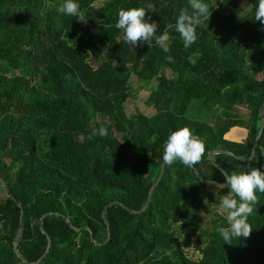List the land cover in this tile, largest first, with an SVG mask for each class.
<instances>
[{
  "label": "trees",
  "instance_id": "obj_1",
  "mask_svg": "<svg viewBox=\"0 0 264 264\" xmlns=\"http://www.w3.org/2000/svg\"><path fill=\"white\" fill-rule=\"evenodd\" d=\"M63 2L0 0V61L19 70L0 73V183L10 190L0 184V264H264V193L257 192L251 214L259 223L249 222L247 238L225 243L218 228L227 220L218 215L202 232L197 223L201 208L219 206L228 191L204 182L225 183L211 152L234 154L214 156L228 174L264 171V134L255 157L243 160L263 126L259 0H203L210 19L197 25V40L186 49L168 29L169 53L154 38L150 47L125 42L118 12L152 3L146 18L160 35L182 9L192 11L189 0H76L86 21L58 12ZM132 77L155 83L146 100L154 116L128 113ZM102 126L107 136L87 138ZM185 126L205 141L204 156L191 169L166 165L141 213L161 176L168 136ZM233 129L246 139H229ZM206 189L214 194L205 203ZM187 204L193 207L184 212ZM22 210L19 252L28 263L14 250ZM180 222L200 235L196 260L176 231Z\"/></svg>",
  "mask_w": 264,
  "mask_h": 264
},
{
  "label": "clouds",
  "instance_id": "obj_2",
  "mask_svg": "<svg viewBox=\"0 0 264 264\" xmlns=\"http://www.w3.org/2000/svg\"><path fill=\"white\" fill-rule=\"evenodd\" d=\"M189 5L192 11L189 12L187 8L182 9L175 25L169 24L160 35H157L159 26L156 21L152 20L150 15L146 18V13L154 10L152 3H148L146 7L120 9L115 27L123 30L125 42L132 45L147 42L150 47L154 38L155 43L165 53L170 52L172 40L168 29L174 27V30L182 38L184 48L187 49L197 40L196 27L201 23V19H210L209 5L203 0H189ZM50 6L45 4L46 8ZM57 11L65 15L75 16L78 21H86L76 0H64ZM255 20L264 23V0H259L255 11ZM166 59L170 63L173 62V57L170 55ZM96 135L107 136V128L102 126L99 129H93L87 138L91 140ZM205 152V141L200 136L194 135L191 129L185 126L171 132L168 136L164 145L163 161L169 166L180 161L191 169L201 161ZM221 175L224 176L225 183L220 184L209 180V184H215V189H228L227 193L222 196L218 208L220 215H226L228 226L219 227L218 231L224 242L231 244L233 238L241 236L247 238L252 232L248 217L253 212V206L258 202L257 192L264 193V171L251 167L249 171L232 172L231 174L222 170Z\"/></svg>",
  "mask_w": 264,
  "mask_h": 264
},
{
  "label": "rangeland",
  "instance_id": "obj_3",
  "mask_svg": "<svg viewBox=\"0 0 264 264\" xmlns=\"http://www.w3.org/2000/svg\"><path fill=\"white\" fill-rule=\"evenodd\" d=\"M19 70L18 68H9L7 64L4 61H0V73H8V74H18ZM155 83H148L146 84L145 82L139 80L136 77H132L131 83H130V88L132 91L133 96L135 97L134 101H130L129 105L127 107L128 113H134L135 111H140L143 112L147 116H154L156 114V111L153 107H148L146 100L149 98V94L151 90L154 88ZM243 114V117L247 123L248 119L250 116L246 112H241ZM206 117H203L202 120H206ZM247 123H245L247 125ZM43 126V124H42ZM231 138L235 141L237 140H244L246 139V132L244 131H232L231 135L228 136V138ZM1 189V187H0ZM3 189V188H2ZM214 194V190L212 189H206L202 192V198L203 201L209 202L211 195ZM187 207H193V205L187 204L182 206V210L185 212L187 210ZM219 206L213 205V207L206 208L202 207L200 211V217L198 219V231L202 232L204 230H207L211 228L213 225V222L215 221V216H220L226 218V215H220L218 212ZM256 222L259 223V215L258 213H253L250 214L248 217V222ZM176 231L178 235L181 238V241H184L186 239L190 240V246L186 248L187 254L193 258L194 260L198 259L200 257V251L199 248L201 247L200 244V235L195 234V235H190L188 232L183 228L182 223H176Z\"/></svg>",
  "mask_w": 264,
  "mask_h": 264
},
{
  "label": "water",
  "instance_id": "obj_4",
  "mask_svg": "<svg viewBox=\"0 0 264 264\" xmlns=\"http://www.w3.org/2000/svg\"><path fill=\"white\" fill-rule=\"evenodd\" d=\"M262 117H263V126H262V129H261V133L258 135V137H257V139H256V141H255V144H254V147H253V150H252V156H251L250 159H243V160L250 161V160H252V159L255 157V153H256L257 147H258V145H259V142H260V140H261V137H262L263 134H264V107L262 108ZM218 153H219V154H220V153H226V154H229V155H234V154L231 153V152H226V151H214V152H211V153H210V158H211V160H212V161H213V162H214V163H215V164H216L221 170H223L222 167L220 166V164L217 162V160H216L215 157H214L215 154H218ZM165 169H166V164L163 163V165H162L161 176H160V178H159L157 184L155 185V187L153 188V190H152V192H151L150 200H149L148 205L144 208V210H143L141 213H145V212L148 210L149 205H150V203L152 202L153 196H154V194H155V192H156V189H157V187L159 186L161 180L163 179V176H164V173H165ZM223 171H224V170H223ZM196 174H197L198 176H200L199 173H198V171H196ZM204 182L209 183V181H204ZM0 184H1L2 186L5 187V189L7 190L8 193H10V190L7 188V186H6L4 183H0ZM13 198H14L15 200H17L15 196H13ZM113 204H117V202H114V203H112L111 205H113ZM141 213H139V214H141ZM23 215H24V212H23V210H22V221H21L20 233H19V236H18V240H17V242H16V244H15L14 250H15L16 254L20 257V259H21L23 262L28 263V262L24 259V257L20 254V252H19V243H20V241H21V239H22V235H23V231H24V228H23V223H24ZM47 217H48V216H45V217L42 219V225H44L45 220H46ZM0 237H1V232H0ZM93 241L95 242L94 237H93ZM52 244H53L52 241H50V244H49L48 250H47L46 254L44 255V257H46V256L48 255V253H49V251H50V248H51ZM42 259H43V258H42ZM42 259H40V260H39L38 262H36V263H31V264H38V263H40V262L42 261Z\"/></svg>",
  "mask_w": 264,
  "mask_h": 264
},
{
  "label": "crops",
  "instance_id": "obj_5",
  "mask_svg": "<svg viewBox=\"0 0 264 264\" xmlns=\"http://www.w3.org/2000/svg\"><path fill=\"white\" fill-rule=\"evenodd\" d=\"M237 130L244 131V130H241V129H233L232 131H237ZM232 131L228 134V136L231 135ZM246 136H247V135H246ZM229 139H231V138L229 137ZM231 140H233V139H231ZM234 141H235V140H234ZM237 141L240 142L241 140H237Z\"/></svg>",
  "mask_w": 264,
  "mask_h": 264
}]
</instances>
